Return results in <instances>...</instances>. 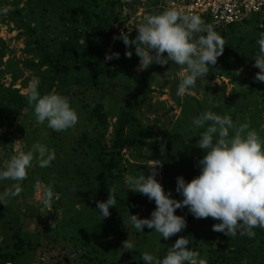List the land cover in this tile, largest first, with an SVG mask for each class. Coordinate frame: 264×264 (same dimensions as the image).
Segmentation results:
<instances>
[{
	"label": "rangeland",
	"instance_id": "rangeland-1",
	"mask_svg": "<svg viewBox=\"0 0 264 264\" xmlns=\"http://www.w3.org/2000/svg\"><path fill=\"white\" fill-rule=\"evenodd\" d=\"M166 1L98 0L99 7L96 8L105 11L103 33L114 32L116 36L104 37L100 33L97 41L91 40L97 47L99 60L92 72L97 75L101 71V75L97 80L98 89L89 92L94 85L86 79L87 68L83 66V55L79 50L68 53L70 67L66 82L56 78L47 66L37 70L34 64L38 61L34 53L36 45L30 41L29 31L46 32L49 37L54 34L64 42L70 34L62 16L52 12L57 1L0 0V7L9 8L6 15L0 16V88L16 90L22 101L20 106L14 104L0 118V168L6 167L11 156L27 152L35 143L43 144L55 153V159L44 168L33 159L26 170V179L19 182L22 192L6 198L4 205L0 204V264L8 261L13 264H123L128 258L141 262L144 252L156 257V251L150 247L153 243L172 245L176 236L182 235L176 233L165 240L156 232L151 235L149 230L152 229L146 226L142 231L131 226L129 214L150 218L155 204L145 195L126 189V179L142 172L147 176L148 167L160 161L155 179L172 198L180 200L175 191V178L182 176L188 181L196 176L193 168L199 160L195 154L182 150V143L189 140L194 128L192 120L203 110L208 98L214 102L222 98L224 114H228L237 126L247 123L249 129L255 130L264 140V82L255 79L253 68L259 51L257 40L264 34V9L255 19L251 16L249 23L229 29L216 63L209 66L204 78L197 79L194 87L177 95L181 73L185 71L183 66L169 61L163 65L153 63L147 69L139 70L134 46L128 47L133 54L126 57L122 40L114 39L120 35L119 28H123L129 39L133 38L135 28L146 15L167 9ZM53 21L61 26H54ZM77 27L84 31L80 24ZM76 38L78 44L87 46L89 43L82 36ZM252 51H255L254 55ZM113 52H118L119 58L105 61V54ZM34 78H39L41 95L57 93L68 98L78 115L75 126L56 132L46 123H36L33 106L27 100L28 85ZM80 97L89 102L88 112L79 107ZM93 99L102 105L98 130L104 143L110 144L118 114L123 109L133 111L138 125L153 134L147 142L157 143L156 148L142 146L121 151L119 187L129 206L124 231L116 236L107 233L101 217L95 219L98 216L94 207L98 197L92 177L95 169L79 156L74 139L79 128L90 126L87 116ZM2 100L7 102L4 97ZM15 183L0 181V192ZM46 187H51L54 193L50 211L40 202ZM174 214L195 219L191 227L200 242L194 251L197 263L204 259L205 253L201 251L204 243L218 240L221 243L227 237L216 234L218 238L209 237L212 228L208 219L199 222L186 207L174 210ZM126 239L134 244V250L122 247ZM243 264L249 263L245 260Z\"/></svg>",
	"mask_w": 264,
	"mask_h": 264
},
{
	"label": "clouds",
	"instance_id": "clouds-1",
	"mask_svg": "<svg viewBox=\"0 0 264 264\" xmlns=\"http://www.w3.org/2000/svg\"><path fill=\"white\" fill-rule=\"evenodd\" d=\"M9 12L8 7H0V16ZM135 36L121 33L119 38L125 45L124 55L131 57L133 51L138 57V69L145 70L151 64H165L169 61L183 66L177 95H183L195 86L197 79L204 78L209 66L216 63L225 45L223 39L212 26L205 24L198 15L185 14L175 8L157 14H149L135 28ZM259 51L254 58V67L259 71L255 79L264 82V34L257 40ZM134 46L133 51L127 50ZM119 58L118 52L105 54V61ZM39 78L30 81L27 100L33 106L37 124H47L53 131L60 132L75 126L78 121L76 111L70 106L67 97L57 93L41 95L38 91ZM195 128H203L196 146L203 151L197 161L199 174L188 181L182 176L175 178V191L181 199L172 198L155 179L160 161L153 163L147 176L142 173L128 176L127 188L134 193L145 195L153 201L155 208L150 218H138L129 214L133 228L142 231L148 227L167 240L182 231L186 226L183 216L174 210L186 207L194 218H208L219 221L212 230L228 237L246 235L252 238V229H264V140L247 123L235 125L228 114L220 115L205 111L193 118ZM36 159L39 167H47L55 159V153L40 143H35L27 152H19L10 157L6 167L0 168V181L11 180L17 183L0 192V204L6 198L18 196L22 192L20 181L27 177V168ZM116 189H109L115 193ZM54 193L51 187L43 190L40 202L44 209L51 210ZM116 205L114 195L107 194L104 201H97L99 217L109 215V207ZM187 237H178L166 254L156 259L144 252L140 259L143 264H197L196 253L187 247ZM125 250H134V244L127 239L122 242ZM198 264H206L199 259Z\"/></svg>",
	"mask_w": 264,
	"mask_h": 264
},
{
	"label": "trees",
	"instance_id": "trees-1",
	"mask_svg": "<svg viewBox=\"0 0 264 264\" xmlns=\"http://www.w3.org/2000/svg\"><path fill=\"white\" fill-rule=\"evenodd\" d=\"M56 1L57 3L55 4V8L52 12L59 13L62 16L65 25L70 31V34H67V42H64L54 34L53 36L49 37L46 32H39L37 34L35 31H29L28 35L30 36V41L36 45L34 53L36 54L38 61L34 64L37 70H39V68L42 66H47L52 72L56 74L54 75L56 78L66 82V73L70 67L68 64V53L72 50H79L83 55V66L88 69L85 71L88 73L86 79H89L94 85V88H91L89 92L93 91L94 89H98L97 80L100 79L99 76L101 75V71L97 75H94L92 72L99 65V60L96 57V54L98 53L97 47L96 45L91 44V40L95 39L97 41L99 38L97 35L103 33L104 31V26L106 24L104 17L105 11L96 8L99 7L98 0ZM262 11L253 14V19L259 16ZM202 19L205 24L209 25L206 19ZM249 20L252 19H248L243 23H249ZM53 23L54 26H61L55 21H53ZM243 23L230 24L214 31L217 32V34L222 39H225V37L228 35L226 32H228L229 29ZM79 24L82 26V28L84 27V31L77 27ZM111 35L116 36L114 32L103 33L104 37H111ZM77 36H82L83 39L89 41L88 45L85 46L83 43L78 44L76 42ZM254 53L255 51L251 52L252 55H254ZM253 68L255 72L259 71L257 68ZM89 70L92 72V74ZM3 97L7 102L2 100ZM79 99H81L78 103L79 107L83 109L84 112H88V107L90 106L89 102L87 103L82 99V97ZM0 100L1 119L8 113L7 111L12 109L14 104L16 106H20L22 103L21 96L17 94L16 90L11 89L0 88ZM207 100L208 102L204 105L205 107L203 110L198 112L196 117L205 111H212L220 115L224 114L223 106L220 102L222 98H218L216 102L210 98ZM92 102L93 105H91L90 108V115L87 116V122L90 124V126L87 128H79L74 139L77 145L76 148H78L77 153L79 156H81L83 159H86L88 164H90L95 169L92 177L93 187L96 191L98 201L106 200L107 194L115 196L116 205L109 207V215L106 218L101 217V221L103 226H105V229H107V233L111 234L112 236H116L120 235L124 231L126 223L125 213L129 206V203L126 201V197L122 194V189L119 187L120 172L118 161L121 158V151L123 149L128 150L131 147L142 146L156 148L157 143L147 142L146 139L151 137L153 134L149 129H142L138 125V121L134 116L133 111L124 109L118 114L110 144L108 145L104 143L98 130V121L100 119L102 105L96 102L95 99H93ZM192 127L194 128L189 140L182 143V150H186L188 153L195 154L198 158H201L203 151L196 146V142L199 135L203 131V128L197 129L194 125H192ZM55 135L56 133L53 132L54 139ZM193 171L197 175L199 174V167L197 163L196 167L193 168ZM111 188L116 189L115 193L109 192V189ZM94 207L97 209L96 211L99 212L96 204ZM96 218L100 220L99 214L98 216H95V219ZM184 219L186 221V226L178 234L187 237L189 240V245H187V247H189L190 250L195 251L198 244L200 243L197 242L198 239L196 236H194L195 233L192 232L193 230L191 226L194 224L195 219L192 220V217L190 216H186ZM205 219H208L210 228H212L214 223L219 222L211 217L199 218V222L203 223ZM252 230L255 233L252 238L241 236L238 232L235 236H227L225 239H223V241H221V243L219 242L220 240L216 241L215 243H204L202 247L203 250L201 251H204L205 253L204 259L206 264H243V261L245 260L249 264H264V229L256 227ZM149 232L151 235H156L154 230H149ZM212 232L214 234H212ZM215 234L225 235L221 232L213 230L208 232L209 237L214 236L218 238ZM177 238L178 236H176V239ZM192 244H194V248ZM152 246L153 250H155L157 253L155 258L160 259L166 254L171 244L169 243L166 246L165 243H153L150 246L151 250ZM220 248H222L221 251ZM250 257H252V259L251 261H248ZM8 263L13 264L9 261ZM123 264H143V262H138L132 258H128Z\"/></svg>",
	"mask_w": 264,
	"mask_h": 264
},
{
	"label": "built area",
	"instance_id": "built-area-1",
	"mask_svg": "<svg viewBox=\"0 0 264 264\" xmlns=\"http://www.w3.org/2000/svg\"><path fill=\"white\" fill-rule=\"evenodd\" d=\"M166 4L167 9L175 8L206 19L213 30L243 23L264 9V0H167ZM118 32L124 33L123 28Z\"/></svg>",
	"mask_w": 264,
	"mask_h": 264
}]
</instances>
